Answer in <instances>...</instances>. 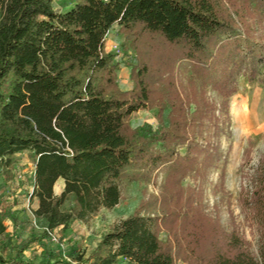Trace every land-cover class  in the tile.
Here are the masks:
<instances>
[{
    "label": "trees",
    "instance_id": "trees-1",
    "mask_svg": "<svg viewBox=\"0 0 264 264\" xmlns=\"http://www.w3.org/2000/svg\"><path fill=\"white\" fill-rule=\"evenodd\" d=\"M56 1L0 0V175L13 178L18 157L32 156L34 214L54 232L113 209L121 180L149 179L168 164L162 213L136 210L92 251L74 244L68 256L45 231L41 260L0 249V264H175V241L199 254L189 264H264V169L247 200L261 227L259 256L238 233L223 234L196 190L182 185L187 176L204 180L220 157L213 136H203L221 121L207 88L224 98L227 114L239 74L264 83V38L248 23L249 14L256 24L264 16V0H230L239 21L225 0H71L63 9ZM116 24L138 49L131 89L106 50ZM184 60L193 76L181 85L176 65ZM146 108L159 109L158 126H133V113ZM59 179L65 189L56 195ZM15 206L0 199V237Z\"/></svg>",
    "mask_w": 264,
    "mask_h": 264
},
{
    "label": "rangeland",
    "instance_id": "rangeland-1",
    "mask_svg": "<svg viewBox=\"0 0 264 264\" xmlns=\"http://www.w3.org/2000/svg\"><path fill=\"white\" fill-rule=\"evenodd\" d=\"M238 1L239 5H243L244 0ZM70 2L71 0H57L55 6H68ZM225 2L234 18L239 21L230 0ZM257 19L259 22L256 24L249 14L248 23L258 26L259 34L256 32L264 38V16ZM106 50L116 56L122 87L133 88L131 73L138 49L133 41L126 40L119 25H115L108 33ZM176 72L180 84L186 85L188 78L193 76L191 62L184 60L177 64ZM261 78L263 77L250 80L244 72L238 75L237 91L229 98L227 114L220 109L224 98L211 86L207 88L208 96L218 106L216 113L221 116V121L219 129L215 128V124H208L203 136H213L211 142L219 144L220 157L210 167L204 180L187 176L182 181L185 188L196 190L194 192L197 200L212 218L218 220L223 234L238 233L257 256L260 255L261 227L255 220L254 210L248 207L247 200L257 186V173L264 169V83ZM234 105L239 106V113L233 108ZM158 115V108L141 109L133 113L131 124L138 126L148 123L157 127ZM205 140L200 139L201 142ZM182 152H185V148ZM18 159L13 178L0 175V199L16 202L11 214L4 219L6 232L0 237V249L6 255L19 253L26 259L41 260L44 249L38 238L41 236L43 239V234L47 232V223L45 219L34 214L37 199L31 200L35 188V164L32 156L27 153L20 155ZM168 172L169 165L166 164L154 169L149 179L121 180V200L116 207L101 208L87 220L74 219L67 227L60 226L54 230L56 240L50 235V242L64 250L66 256L69 254L68 247L74 244L81 250L90 252L104 233L136 210L142 214H161L160 206ZM64 189L65 181L59 179L54 187L55 194L59 195ZM66 206H69V202H66ZM160 235L173 240L164 227H161ZM175 251V264H189L190 259L199 256L191 254L189 247L184 243L179 246L176 241Z\"/></svg>",
    "mask_w": 264,
    "mask_h": 264
},
{
    "label": "built area",
    "instance_id": "built-area-1",
    "mask_svg": "<svg viewBox=\"0 0 264 264\" xmlns=\"http://www.w3.org/2000/svg\"><path fill=\"white\" fill-rule=\"evenodd\" d=\"M47 231L53 237V239L56 240V236H55L54 232H51L48 228H47Z\"/></svg>",
    "mask_w": 264,
    "mask_h": 264
},
{
    "label": "bare ground",
    "instance_id": "bare-ground-1",
    "mask_svg": "<svg viewBox=\"0 0 264 264\" xmlns=\"http://www.w3.org/2000/svg\"><path fill=\"white\" fill-rule=\"evenodd\" d=\"M234 109H236V111H237V113H239V106H237V105H234V107H233Z\"/></svg>",
    "mask_w": 264,
    "mask_h": 264
},
{
    "label": "crops",
    "instance_id": "crops-1",
    "mask_svg": "<svg viewBox=\"0 0 264 264\" xmlns=\"http://www.w3.org/2000/svg\"><path fill=\"white\" fill-rule=\"evenodd\" d=\"M68 6H70V5H68ZM68 6H66V7H64V8H67ZM58 8H62L61 6H58ZM63 9V8H62ZM117 25V24H116ZM113 28H115V26L113 27ZM112 28V29H113ZM110 32V31H109Z\"/></svg>",
    "mask_w": 264,
    "mask_h": 264
}]
</instances>
